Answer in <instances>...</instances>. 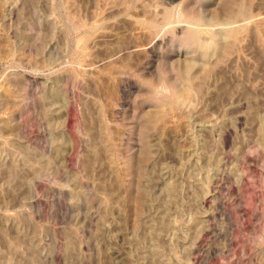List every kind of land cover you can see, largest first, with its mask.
<instances>
[{
	"label": "rangeland",
	"instance_id": "1",
	"mask_svg": "<svg viewBox=\"0 0 264 264\" xmlns=\"http://www.w3.org/2000/svg\"><path fill=\"white\" fill-rule=\"evenodd\" d=\"M0 264H264V0H0Z\"/></svg>",
	"mask_w": 264,
	"mask_h": 264
},
{
	"label": "bare ground",
	"instance_id": "2",
	"mask_svg": "<svg viewBox=\"0 0 264 264\" xmlns=\"http://www.w3.org/2000/svg\"><path fill=\"white\" fill-rule=\"evenodd\" d=\"M217 2H218V1H217ZM214 15H215V14H214ZM214 17H215V16H214ZM214 17H213V18H214ZM206 18H207V17H206ZM208 21H209V20H208ZM191 57H192V56H191ZM185 58H186V57H185ZM176 61H178V60H176ZM174 62H175V61H174ZM194 62H195V61H194ZM197 64H198V63H197ZM202 66H203V65H202ZM202 66H201V67H202ZM201 71H202V70H201ZM184 92H186V90H184Z\"/></svg>",
	"mask_w": 264,
	"mask_h": 264
}]
</instances>
